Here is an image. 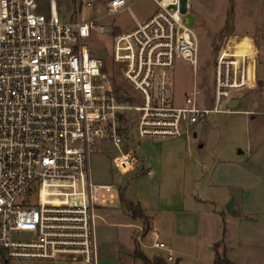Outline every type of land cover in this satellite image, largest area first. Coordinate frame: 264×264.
<instances>
[{
    "label": "built area",
    "instance_id": "2783aa9c",
    "mask_svg": "<svg viewBox=\"0 0 264 264\" xmlns=\"http://www.w3.org/2000/svg\"><path fill=\"white\" fill-rule=\"evenodd\" d=\"M152 1L155 13L114 39L112 61L132 91L120 100L92 38L107 32L104 20L132 13L131 3L110 0L101 18L66 20L57 0L46 11L37 0H0V264H97L96 212L116 195L113 185L93 184L92 154L114 148V167L126 175L141 163L134 137L187 135L211 116L234 113L229 103L257 83L253 45L250 52L223 49L206 106L197 78L200 42L186 19L190 0ZM178 60L195 76L182 94L176 76L186 72ZM22 233L32 237L14 239ZM155 235L154 247L166 249Z\"/></svg>",
    "mask_w": 264,
    "mask_h": 264
},
{
    "label": "rangeland",
    "instance_id": "374dc122",
    "mask_svg": "<svg viewBox=\"0 0 264 264\" xmlns=\"http://www.w3.org/2000/svg\"><path fill=\"white\" fill-rule=\"evenodd\" d=\"M109 1L68 0L79 20L101 18L107 14ZM126 2L132 4V13L125 11L104 20L101 24L107 32L92 38L94 56L105 62L106 73L116 86L122 88L123 98L127 97L125 93L132 91L123 81L121 69L112 61L114 39L132 31L137 20L142 22L156 11L152 0ZM190 2L192 11L186 19L200 42L197 78L202 102L206 106L212 105L215 62L219 53L228 47L238 46L249 52L254 47L257 83L239 94L242 101L234 113L211 116L206 122L193 126L187 135L156 140L134 137L141 163L126 175H121L114 167V148L105 147L92 154L93 184L114 186V207H118L114 208L116 212L108 209L111 214L130 217L119 200V193L124 191L127 200L134 204L140 202L153 216V231L146 240L142 228L133 235V229L98 218L97 247L109 256L121 251L122 246L135 250L137 241L148 258L167 256L172 252L175 261L181 259L180 264H214L216 252L222 253L226 249L227 257L235 264H264V249L239 247L238 236L248 227L230 217L227 210V205L234 199L235 210L245 203L247 211L254 216L264 214V83L259 85L260 81L264 82V0ZM87 3L93 7L88 8ZM178 66L186 72L184 76H176V89L182 94L190 90L195 76L183 60H178ZM133 148L137 149V145ZM239 150L243 151L241 155ZM99 209L104 208H98V217ZM223 219L235 224L224 237ZM248 230L250 233L262 232L264 226ZM155 232L166 249L154 247ZM31 237V233H22L14 239L26 241ZM124 260H129L127 264L132 262L125 257ZM27 263L15 261V264Z\"/></svg>",
    "mask_w": 264,
    "mask_h": 264
},
{
    "label": "crops",
    "instance_id": "0c3cea01",
    "mask_svg": "<svg viewBox=\"0 0 264 264\" xmlns=\"http://www.w3.org/2000/svg\"><path fill=\"white\" fill-rule=\"evenodd\" d=\"M57 1L59 4V7H58L59 13L63 19H66V20H76L77 19V18H75L76 13L74 12V8L71 7L68 0H57ZM37 2L40 4L41 9L43 11L47 10V5H48L49 0H37ZM149 160L152 161L151 159H149ZM138 203L141 205L140 202H138ZM114 204L111 206H102L101 208H104V209H99V212H100L99 220H102L104 222H108L111 220L118 222V224H120L121 226H124L128 229L135 230L133 232V235L137 229L138 230L141 228L143 229L142 221H140L138 223V220H133V219L131 220L130 217H128V216L121 217V216H117V215H112L111 211L108 209H114V208L118 207V206L114 207ZM141 207L144 210L146 216L149 218V222H150L149 233H150L153 231V216L151 215L150 212H148L145 208H143L142 205H141ZM234 207H235V202H234ZM235 211H236V214L234 216L230 215V217H232L233 219H238L239 221H241V223H243L242 225L247 226L249 229L250 228H258V227H260V225L264 226V214H257L256 216H254L252 213H249L247 211V206L245 203H242V205L240 206V209L238 208ZM113 212H116V210L114 209ZM224 213L225 212H223L222 215H224ZM222 218H223V216H222ZM226 221L227 220H224V235H223V237L226 235L227 230L229 228L231 229L230 226L233 227L235 225V224L233 225L234 221H230V222H228V221L226 222ZM136 224H140V226L136 227ZM225 224H227V227L225 226ZM248 228H247L246 232H245V230H243L241 232V235L238 236L237 243H238L239 247L249 248L252 250L253 249H256V250L264 249V230L262 232L250 233ZM147 235L145 236V240H146ZM221 240L218 242H221ZM218 242H216V243H218ZM123 252L125 255H123ZM134 252H135V250H129V249L125 248L124 246H122L121 251L117 252L116 254L105 256L104 254H102L100 249H98L97 264H127V262L129 260H127V262H126L124 260V257L126 259H128V258L131 259L132 262H130V264H143V262L140 258L134 256ZM169 255H172V252L167 254V256H161V257H163L164 259L167 260ZM130 256H132V257H130ZM178 260H179V264H180L181 259H177L175 262H168V263L169 264H176V262ZM15 261H26V262H28L27 264H76V263H73V262H70L67 260H49V261H47V260H28V259L12 260L8 264H15Z\"/></svg>",
    "mask_w": 264,
    "mask_h": 264
},
{
    "label": "trees",
    "instance_id": "16d2710c",
    "mask_svg": "<svg viewBox=\"0 0 264 264\" xmlns=\"http://www.w3.org/2000/svg\"><path fill=\"white\" fill-rule=\"evenodd\" d=\"M101 61L103 62V60H101ZM103 63H105V62H103ZM103 71L105 73L107 71L106 64H104ZM111 80L113 82V86H114V90H115L116 95L119 97L120 100H125L123 98V96H122V92H123L122 88L119 87V86H116V83L113 80V78H111ZM112 82H111V84H112ZM119 200L121 201L123 206H125V208L129 212V215H130L131 219L142 221V223H143V229H142L143 232H142V234L144 236H146L149 233V231H150V222H149V218L146 216V214H145L144 210L142 209L141 205L140 204H134L130 200H127V198L125 197V192L124 191H121L119 193ZM134 254L138 258H140L143 261L144 264H169L167 262V260L162 258V257H153L152 259L148 258L141 251V248L139 247L137 241H135V252H134ZM0 255L4 259V252H0ZM214 264H235V263L233 261H231L227 257L226 249H224V251L222 253H220L218 251L216 252Z\"/></svg>",
    "mask_w": 264,
    "mask_h": 264
},
{
    "label": "water",
    "instance_id": "95a60500",
    "mask_svg": "<svg viewBox=\"0 0 264 264\" xmlns=\"http://www.w3.org/2000/svg\"><path fill=\"white\" fill-rule=\"evenodd\" d=\"M264 82H259V85H262ZM241 101L242 99H233L229 105H228V108L232 111H235L241 104ZM196 136V135H195ZM239 154H242L243 151L242 150H239L238 151ZM227 210L229 212L230 215L234 216L236 214V211L234 209V199H232L230 201V203L227 205ZM176 264H179V260L176 262Z\"/></svg>",
    "mask_w": 264,
    "mask_h": 264
},
{
    "label": "bare ground",
    "instance_id": "6f19581e",
    "mask_svg": "<svg viewBox=\"0 0 264 264\" xmlns=\"http://www.w3.org/2000/svg\"><path fill=\"white\" fill-rule=\"evenodd\" d=\"M46 196V195H45Z\"/></svg>",
    "mask_w": 264,
    "mask_h": 264
}]
</instances>
